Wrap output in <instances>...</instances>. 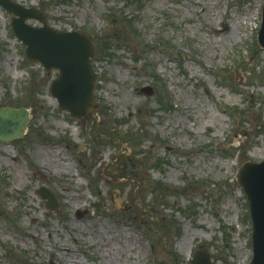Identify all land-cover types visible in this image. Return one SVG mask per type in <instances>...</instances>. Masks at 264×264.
Instances as JSON below:
<instances>
[{"label": "rangeland", "instance_id": "1", "mask_svg": "<svg viewBox=\"0 0 264 264\" xmlns=\"http://www.w3.org/2000/svg\"><path fill=\"white\" fill-rule=\"evenodd\" d=\"M15 1L93 34L97 113L58 107L56 70L25 59L0 6V107L29 114L0 141V264H189L199 245L247 264L234 175L264 157L263 0Z\"/></svg>", "mask_w": 264, "mask_h": 264}, {"label": "water", "instance_id": "2", "mask_svg": "<svg viewBox=\"0 0 264 264\" xmlns=\"http://www.w3.org/2000/svg\"><path fill=\"white\" fill-rule=\"evenodd\" d=\"M0 3L8 12L18 15L11 17V25L14 34L26 45V58L41 61L46 69L59 68V75L50 85L51 93L58 98L59 107L68 110L70 116L78 118L93 111V88L97 74L91 64L95 50L89 36L48 26L46 16L34 8H25L10 0H0ZM33 16L38 17L43 25L33 26L25 22L26 17ZM258 40L264 46V3ZM27 119V110L23 107L0 108V139L7 140L21 135ZM236 177L247 195L253 225L254 254L250 264H264V160L244 162L238 168ZM190 262L217 264L210 260L209 253L201 247L194 252Z\"/></svg>", "mask_w": 264, "mask_h": 264}, {"label": "trees", "instance_id": "3", "mask_svg": "<svg viewBox=\"0 0 264 264\" xmlns=\"http://www.w3.org/2000/svg\"><path fill=\"white\" fill-rule=\"evenodd\" d=\"M124 18H125V17H124ZM125 19H126V18H125ZM126 26H127L128 31L131 30L132 32H134V29H133V27H132V21H131V24L128 23V24H126ZM112 40H116V41H117V40H119V38H118V39H115V38L110 39V38L108 37V38L105 39V43L109 44V43H111ZM97 42H98V41H97ZM98 45H99V43H98Z\"/></svg>", "mask_w": 264, "mask_h": 264}]
</instances>
